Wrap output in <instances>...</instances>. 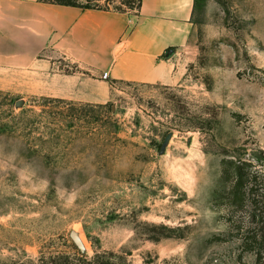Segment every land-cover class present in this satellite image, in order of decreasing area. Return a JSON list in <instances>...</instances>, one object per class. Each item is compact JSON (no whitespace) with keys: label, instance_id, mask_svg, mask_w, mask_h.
Returning <instances> with one entry per match:
<instances>
[{"label":"rangeland","instance_id":"374dc122","mask_svg":"<svg viewBox=\"0 0 264 264\" xmlns=\"http://www.w3.org/2000/svg\"><path fill=\"white\" fill-rule=\"evenodd\" d=\"M193 19L176 82L100 102L49 92L86 72L58 54L0 67V264H264V0Z\"/></svg>","mask_w":264,"mask_h":264},{"label":"crops","instance_id":"0c3cea01","mask_svg":"<svg viewBox=\"0 0 264 264\" xmlns=\"http://www.w3.org/2000/svg\"><path fill=\"white\" fill-rule=\"evenodd\" d=\"M195 1L140 0L137 11L120 12L0 0V67L26 68L42 53L54 63L51 54H58L86 72L58 70L49 92L87 102L102 101L114 81L174 83L175 56L195 26Z\"/></svg>","mask_w":264,"mask_h":264},{"label":"trees","instance_id":"16d2710c","mask_svg":"<svg viewBox=\"0 0 264 264\" xmlns=\"http://www.w3.org/2000/svg\"><path fill=\"white\" fill-rule=\"evenodd\" d=\"M42 1L79 6L83 8L113 9L115 11H120V12L137 11L140 6V0H137V2H135L134 0H122L119 5H110L111 0H103L104 1L103 3H101L102 0H84V2H80L79 0H42ZM76 254H77L76 257L73 256L70 257V254L66 255L63 258L64 263L59 262L54 257L50 260L51 262L50 264H80V254L83 257H86V255L78 250L76 251Z\"/></svg>","mask_w":264,"mask_h":264},{"label":"water","instance_id":"95a60500","mask_svg":"<svg viewBox=\"0 0 264 264\" xmlns=\"http://www.w3.org/2000/svg\"><path fill=\"white\" fill-rule=\"evenodd\" d=\"M71 237L74 240L75 244L79 247V243H78V240L76 239V237L72 234H71Z\"/></svg>","mask_w":264,"mask_h":264},{"label":"built area","instance_id":"2783aa9c","mask_svg":"<svg viewBox=\"0 0 264 264\" xmlns=\"http://www.w3.org/2000/svg\"><path fill=\"white\" fill-rule=\"evenodd\" d=\"M106 76H107V73L104 72V73L102 74V77H103V78H106Z\"/></svg>","mask_w":264,"mask_h":264}]
</instances>
